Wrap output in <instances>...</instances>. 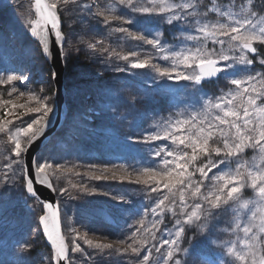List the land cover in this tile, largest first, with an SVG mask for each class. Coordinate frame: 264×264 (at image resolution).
I'll list each match as a JSON object with an SVG mask.
<instances>
[{"label": "snow or ice", "instance_id": "obj_1", "mask_svg": "<svg viewBox=\"0 0 264 264\" xmlns=\"http://www.w3.org/2000/svg\"><path fill=\"white\" fill-rule=\"evenodd\" d=\"M31 6L35 18L26 13L23 23L44 57H52L53 44L65 60L68 48L79 54L76 45L85 44L105 63L123 61V66L115 65L116 72L148 69L152 82H161L158 91L175 96L178 90L163 82L184 81L195 98L189 107L156 121L139 139L126 137L145 145L135 151H143L154 163L88 164L81 172L80 165L54 163L38 151L39 146L32 149L49 127L54 111L50 97L28 90L29 78L23 74L0 75V86L7 88L8 97L0 95V135L10 145L0 166V189H19L43 207L39 224L50 243L53 264H74L70 247L73 254H81L84 264H95L92 254L77 243L80 240L97 255L135 257L133 264H264V67H253L264 66V10H258L254 0L239 4L236 0L228 4L218 0L210 4L204 0H31ZM61 13L88 17L102 34L87 40L80 34H66ZM74 23L69 19L66 26L71 29ZM162 25L179 32L178 38L173 35L177 44L164 39ZM113 34H118V42L136 44L129 51L113 47L106 39ZM145 45L151 46V54H142ZM16 81L24 83L25 89ZM220 81L228 87L219 94L205 91V82ZM25 97V103L17 102ZM33 114V119L24 120ZM249 149L251 157L245 156ZM68 173L139 186L133 191H142L150 203L137 206L125 195L69 180L59 195L77 199L75 191L110 196L117 205H132L118 211L135 217L126 238L112 242L89 238L87 231L73 226L70 245L61 231L59 203L41 200L37 190L41 186L56 192L54 180ZM229 215L227 226L214 223ZM107 219L111 222L114 217ZM217 230L225 234L223 239H213ZM17 246L22 253L32 247L27 241ZM12 264L30 262L21 255Z\"/></svg>", "mask_w": 264, "mask_h": 264}, {"label": "trees", "instance_id": "obj_2", "mask_svg": "<svg viewBox=\"0 0 264 264\" xmlns=\"http://www.w3.org/2000/svg\"><path fill=\"white\" fill-rule=\"evenodd\" d=\"M106 2H109V0H101V3ZM239 3H241V0ZM254 6L258 10H264L262 0H254ZM122 11L126 12L127 10ZM61 16L65 22V14L62 13ZM23 19H16L15 25ZM79 21V28L83 23L88 26L85 29L86 32H80L86 40L102 34V30L99 31L100 34L98 33L97 26L93 21L83 22L81 19ZM1 24H5L9 31L11 20L8 16H4L3 20L0 19ZM19 27L21 32H27L23 22L19 24ZM162 27L164 29L161 28V30L168 33L169 26L162 25ZM63 29L65 30V24ZM166 33H164V39L175 45V41ZM27 39L29 42L35 43L38 48L36 47L34 51H31V46L29 49H13L14 53L22 54L23 60V63L16 67V72L29 67V73L32 75L30 81H33L34 78L40 79L42 74L49 79L52 78L53 69L41 53L39 45L29 38ZM106 39L113 47H118L124 51L131 50L136 44V42L123 40L118 42V34L106 36ZM77 47L85 54L82 52L77 54L72 48L69 50V57L65 60L66 80L76 75L85 79V82L76 90L73 97L69 96L68 98L72 110L68 122L74 118L71 123L72 128L68 129L66 134H63V131L60 132L56 137L59 144H54L50 155L47 153L43 156L58 164L80 165L81 167L77 170L81 172L85 170L88 164L109 166L128 164L137 166L138 163H143L144 160L154 163L155 161L147 157L143 151H135V149L145 148V145L135 144L133 140L126 139V137L134 136L139 139L141 133L152 130L156 121H162L178 110L184 109L187 107L186 104L188 106L194 104L195 98L188 89H191V86L184 87L187 84L184 81L185 85H181V82L164 81L163 83L169 85L171 89L178 91L175 96L168 91H158L161 82L153 83L151 80L152 73L148 69L132 70L131 73H119L115 71V65L120 64L123 66V61L105 63L102 58L98 57V54L88 52L85 44H77ZM140 50L144 55L152 53L151 46L148 45L143 46ZM8 52L13 51L9 50L6 53ZM11 59H8L5 53L0 55V60L4 63ZM155 62L166 63L160 60ZM253 67L259 70L264 66L256 64ZM136 72L144 73V75L137 76ZM1 75H5V73H1ZM36 83L39 85L40 81H36ZM2 87L0 86V88ZM18 87L20 88V86ZM66 87L68 89L69 84ZM203 87L209 94L217 95L220 89H225L228 85L224 81H220L219 84L205 82ZM53 89L54 87H51L48 91L53 92ZM6 92L7 90L3 89L0 95L6 98ZM1 115H3V112ZM33 115L26 116L24 119ZM2 160L4 158L2 159L1 156L0 166L3 164ZM69 180L73 183H87L90 187H97L101 191L110 192L113 195H125L137 206L141 202L145 206L150 203L142 191H133L139 186L127 182L121 184L118 181H91L87 177L76 176L72 173L54 180L58 195L59 189L66 186ZM73 194L78 195L79 198L69 199L67 195H59L63 224L66 223L71 228L74 226L81 232L87 231L89 238L92 239H110L112 242L126 238L131 230L129 225L135 217L119 212L118 208H128L132 205H117V202L113 201L110 196L83 195L75 191ZM35 211L38 212L37 217H39L43 213V207L26 197L19 189L8 192L0 189V242L11 243L0 249V259L7 257L10 263H4L0 260V264H12L21 255H26L30 264L47 263L44 259L43 249H50L46 246L44 238L38 230V222L31 218V214ZM109 216L114 217V220L110 222L107 219ZM16 220H18V224H15ZM214 223L220 225L222 222L214 221ZM166 224H169L168 219H166ZM33 225L37 227L35 229L36 233L32 231ZM24 241L32 246L27 253H22L17 246L18 242ZM79 243L82 248L92 254L95 264H133L135 260V257L116 254L97 255L82 240ZM184 246H188L187 238ZM71 256L74 264H84L80 253H72ZM87 264H93V262L88 261Z\"/></svg>", "mask_w": 264, "mask_h": 264}, {"label": "rangeland", "instance_id": "obj_3", "mask_svg": "<svg viewBox=\"0 0 264 264\" xmlns=\"http://www.w3.org/2000/svg\"><path fill=\"white\" fill-rule=\"evenodd\" d=\"M14 0H3V2H0V9H3V8H7L8 5ZM24 2V1H22ZM22 2H19V3H13L11 4V8H15V12L13 14H18L19 15V12H20V7L22 5ZM27 4H30L28 1L24 2L23 3V7H25ZM31 5V4H30ZM68 7H73L71 5H69ZM33 9H32V6H31V12L29 11H25L22 13L23 16H25V14H30L32 17H33ZM66 16V21L69 20V19H73L75 20V23L73 24L72 28L69 29L66 24H65V27H66V34L71 32L73 34V37H75V35L77 34H80V32H86L85 29H86V24H82V26L79 28L78 25H79V19H81L83 22H88L89 21V18L86 17V16H83V15H65ZM12 18L15 20L16 16L15 15H12ZM17 41L18 43L23 47V48H26V49H29L30 46H31V43L26 40V38L24 39H21V38H17ZM73 42L75 43V40L73 39ZM77 46V45H76ZM35 47H31V50L34 51ZM72 49V48H68V52L69 50ZM82 52V51H81ZM83 54H85V52H82ZM5 56L10 59L12 58L10 61H7L6 63L10 66H15V67H18L20 66L22 63H23V60H22V54L21 53H14V52H8V53H5ZM30 71V68L27 67V72L23 75L31 78L32 75L31 73H29ZM17 75H20V74H17ZM36 81H40V84L37 85ZM85 82V79H82L80 78L79 76H71L70 78H68L67 80L65 79V88L67 89L66 86H68L69 84V87L67 89V95H66V98L68 100L69 96L73 97V94L76 92V90H78L80 88V86ZM22 82L21 81H18L16 84L17 86H19ZM32 83V88L30 87L29 83L27 84V89L30 90V91H35L43 96H46V97H50L49 99V103L52 105L53 109L55 108V100H54V91H55V87H54V81L53 79L50 77L47 78L44 74H42V77L40 79L38 78H34V80L31 82ZM35 83H36V86H35ZM51 87H54L53 89V92H49V88ZM7 90V88L5 87H2L0 88V93L2 92V90ZM25 89V86L22 88V90ZM41 90H43L41 92ZM15 96V94H14ZM6 99L8 98L7 95L5 96ZM18 103H25L26 102V97L25 98H20V100L17 101ZM2 112H0V115H1ZM34 118V115L27 120H30V119H33ZM74 118L68 122L66 124V126L64 127L63 129V134H66L67 130L68 129H71L72 126H71V123L73 122ZM15 127V126H13ZM54 144L58 145L59 142L55 139L51 142L50 146L42 153V155H45V154H51L53 148H54ZM10 145L6 142V139L0 135V157L2 156V159L4 158V154L6 153L7 151V148L9 147ZM252 152L249 150L248 151V157H251L252 156ZM4 162V160H2V163ZM247 191H249V194L248 195H251L250 193V190H246V193ZM38 216V212L35 211L34 213L31 214V218L35 221V222H38V219L39 217ZM15 224H18V220L15 221ZM220 227H224V226H227L226 223H222L221 225H219ZM35 229H36V226L33 225L32 226V231L33 233H35ZM71 227H69L66 223H64V232H65V236L69 242V244L71 245V240H72V232H71ZM225 236V234L219 232L218 230L216 231V233L213 235V239H216V240H221L223 239ZM105 242H111L109 239H104ZM77 243H79V241H77ZM213 248L216 247V245H212ZM43 253H44V259L47 261V263L45 262L44 264H52V253L50 254V252L48 250H45L43 249ZM50 255H51V258H50Z\"/></svg>", "mask_w": 264, "mask_h": 264}, {"label": "water", "instance_id": "obj_4", "mask_svg": "<svg viewBox=\"0 0 264 264\" xmlns=\"http://www.w3.org/2000/svg\"><path fill=\"white\" fill-rule=\"evenodd\" d=\"M52 53H53L52 57L47 58V59L52 65L54 73H55V78H53V81H54V85L56 88L55 93H54L56 108L53 111L51 117L49 118L50 124L44 136L41 137L40 140H37L36 143L32 145V149H37V146H39L38 151L43 149V147H45L50 142L52 136L55 135L57 131L62 127L65 121V118L67 116V113H68V106L66 103V92L67 91H66V88L64 87L65 62H64V59H62L59 56L58 48L55 44L52 45ZM41 140L43 141V143H41ZM32 149L29 150L30 153ZM37 190H38L39 197L41 200L49 202V203H59L56 192H52L49 189L41 187V186H37ZM60 220H61V208H60ZM61 231L63 233L62 221H61ZM44 236H45V240L47 244L50 246V243L48 242L45 234Z\"/></svg>", "mask_w": 264, "mask_h": 264}, {"label": "bare ground", "instance_id": "obj_5", "mask_svg": "<svg viewBox=\"0 0 264 264\" xmlns=\"http://www.w3.org/2000/svg\"><path fill=\"white\" fill-rule=\"evenodd\" d=\"M23 47H24V46H23ZM65 79H66V78H65V74H64V87H65Z\"/></svg>", "mask_w": 264, "mask_h": 264}]
</instances>
